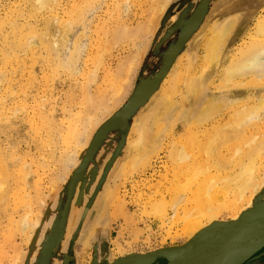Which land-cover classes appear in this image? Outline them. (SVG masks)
<instances>
[{
    "label": "rangeland",
    "instance_id": "374dc122",
    "mask_svg": "<svg viewBox=\"0 0 264 264\" xmlns=\"http://www.w3.org/2000/svg\"><path fill=\"white\" fill-rule=\"evenodd\" d=\"M263 15L264 0H60L58 7L42 13L34 12L31 0H0V264H14L17 258L19 264H117L184 245L185 239H171L166 233L169 230L173 236L175 225L162 228L153 217V210L171 213L174 176L175 194H185L191 161L213 163V173L216 168L232 173L237 169L233 163L220 167L215 158L229 162L241 143L250 144L243 145L241 153L259 144L264 148V110L258 114L262 120L258 117L253 126L240 127L243 132L236 129L240 125L232 127L239 113L236 118L232 114L264 95V78L256 85L249 76L229 83L221 78L241 47L252 40L264 42L254 30ZM226 19H234L235 24L222 53L204 68L205 40L212 25ZM47 23L70 26L69 32L64 27V48L57 44L56 53L48 52L46 44H33L30 36L44 33ZM52 26L48 38L54 40L58 31L55 34ZM186 31L188 38L158 87L140 107L113 124L142 82L158 73L164 54ZM22 40L29 42L27 47L18 45ZM60 62L68 69H61ZM183 73L185 79L180 77ZM205 73L208 78L196 93L188 80ZM206 101L215 106L212 114L201 115L208 109ZM200 116L203 120H198ZM86 119H91V128ZM139 122L145 128L142 141L134 130ZM219 127L225 131L236 127V133L231 130L235 137L239 132L236 140L231 131L227 134L232 137ZM79 131L90 135L83 148L76 146ZM215 131L229 136L228 141L234 139L235 145H223V134ZM213 132L220 138L206 139ZM248 136L250 140L257 136L262 143L256 139L250 143ZM206 140L213 143L207 159L200 151ZM181 148L189 164L172 175L175 165L169 154ZM73 153L74 165L63 171V158ZM195 178L203 180L200 175ZM263 186L246 210L264 201ZM25 215L30 217L29 229L35 222L37 226L22 233L18 225Z\"/></svg>",
    "mask_w": 264,
    "mask_h": 264
},
{
    "label": "bare ground",
    "instance_id": "6f19581e",
    "mask_svg": "<svg viewBox=\"0 0 264 264\" xmlns=\"http://www.w3.org/2000/svg\"><path fill=\"white\" fill-rule=\"evenodd\" d=\"M59 1L60 0H31V7L32 9L34 10V12H38V13H42V12H51V10H53L54 8L58 7L59 5ZM238 21V20H237ZM235 24V20L234 19H226L224 22L222 23H219L218 24H214L212 25L211 29H210V37L209 39L205 40V44H206V56H205V59H204V68H206L205 66L208 65V63L210 62H217V60L219 59V56H220V53L221 50H222V47L224 46V43L228 37V34L230 33L232 27L234 26ZM46 27H45V31L44 33H41L40 32L37 34L36 32H34L31 36V38L33 39V44H37V45H45L44 47H46V50H48V52L50 53H56V49L57 47H55L57 44L59 45L61 43V37L64 35L63 33V30H64V27H66L67 32H69V28L70 26L66 25V24H63V25H57V27H53L52 25V30L55 31V34L57 33L58 31V34L56 35V38L52 41L50 38H48V34L51 32L50 29H51V26L50 24H45ZM60 26H62L61 28H59ZM55 28V30L53 29ZM255 36L258 35L259 37H257V39L261 40L262 41V38L264 37V15L263 17L257 19V22L255 24ZM43 32V31H42ZM66 32V33H67ZM233 32V31H232ZM53 33V32H52ZM51 33V34H52ZM63 33V34H62ZM54 34V33H53ZM52 34V35H53ZM72 34V33H71ZM248 35V34H247ZM252 35V34H251ZM26 38H27V35H25ZM55 36V35H54ZM54 36H51V37H54ZM260 36H262V38H260ZM125 37V36H124ZM22 38V37H21ZM20 38V39H21ZM25 38V37H24ZM253 38H256V37H253ZM30 39V38H29ZM67 39V38H65ZM64 39V40H65ZM247 40V39H246ZM27 41V40H26ZM64 42V41H62ZM29 42H24V40H22L20 43H18V45L20 46H23L24 48L27 47L26 45H28ZM66 45L68 43H65ZM248 44V43H247ZM29 45H32V44H29ZM34 45V46H35ZM57 45V46H58ZM61 46L62 43L60 44ZM59 45V46H60ZM69 45V44H68ZM31 47V46H30ZM22 48V47H20ZM64 48L61 47V49ZM60 49V48H59ZM237 52V51H236ZM235 53V52H234ZM64 54V53H63ZM237 54V53H236ZM235 55V54H234ZM235 57V56H234ZM69 58V57H68ZM67 58V59H68ZM71 58V57H70ZM231 58V57H230ZM58 59V58H57ZM232 62L229 66H227V68L225 67V71H223L224 73H222L223 78L224 79V82L226 83H229L231 82V80H233L234 78H238L240 77V79L242 77H246V76H249L250 80L252 79H255V81L259 80V79H262L264 78V42L263 43H260V42H257V41H254L252 40V42H250L247 46L245 44V47H241L240 50H238V54H237V57L236 58H233L232 57ZM231 60V59H230ZM71 61V59H70ZM70 61H68L70 63ZM59 62V61H58ZM67 62V61H66ZM57 63V62H56ZM63 63L60 62V65H61V69L62 67L64 66ZM59 65V64H58ZM57 65V66H58ZM67 65V64H66ZM72 65V62L71 64H69V67ZM218 65V64H217ZM60 67V66H59ZM180 67V66H179ZM65 69H68V65H67V68L66 66L63 67ZM184 68V67H183ZM182 69V68H181ZM188 67L186 68V71H187ZM184 70V69H183ZM182 70V71H183ZM204 70V69H203ZM212 70V69H211ZM65 71V70H64ZM181 71V72H182ZM67 72V70H66ZM185 72V71H184ZM189 72V71H188ZM201 72V71H200ZM211 72V71H210ZM209 72V73H210ZM218 72V71H217ZM69 73V72H68ZM187 74V72H185ZM196 74V73H195ZM182 76L184 78V73L183 75H181V79H182ZM197 76V75H196ZM251 76V77H250ZM179 77V78H180ZM188 77V76H187ZM198 77V76H197ZM253 77V78H252ZM186 78V77H185ZM184 78V79H185ZM208 78V74L205 73L203 75V77L200 78H195V79H189L188 82H190V85L192 87H196V90L195 91L196 93H198V89H197V86L198 85H202L203 86V80H206ZM239 79V78H238ZM187 80V79H186ZM251 80V81H252ZM184 81V80H183ZM220 81V80H219ZM239 81V80H238ZM250 81V82H251ZM256 82L252 81L255 85H256ZM221 82V81H220ZM237 82V81H236ZM248 82V81H247ZM251 82V83H252ZM262 83L264 82V79L263 81H261ZM183 83V82H182ZM222 83V82H221ZM224 83V84H226ZM251 83H248L249 85ZM252 83V84H253ZM232 84V83H231ZM234 84V83H233ZM264 84V83H263ZM248 85V86H249ZM241 86V85H240ZM262 86V85H261ZM170 87V92L173 91V87L169 84L168 88ZM165 92V91H164ZM167 92V93H168ZM194 92V90H193ZM203 93V92H202ZM262 94V93H260ZM171 95V94H170ZM250 95V94H249ZM169 95H166L165 97H168ZM244 96V95H243ZM255 96V95H254ZM261 96V97H260ZM196 97V96H195ZM239 97V96H238ZM201 98V97H200ZM203 98V97H202ZM255 98L257 99V101L255 100L256 104H252L249 103L250 105H248V103L246 102L245 105L247 106H244L243 104V108L240 112H239V109L236 110L235 108V112L232 114L234 116L235 113H237L239 115L236 116L235 114V122H233L234 124H232L231 126L234 127V125L236 127H239L236 128L238 129V131L241 133V131L243 132V128L240 129V127L242 126H245V127H249V126H253V123L251 125V122H255L257 121L258 117L261 116V115H258L259 114V111H262L264 110V95H259V96H255ZM254 98V99H255ZM237 99V98H236ZM254 99H252L254 101ZM156 100V99H155ZM231 100V99H230ZM238 101V100H235V102ZM251 101V100H250ZM242 101L240 102H237L239 103V105L241 104ZM156 104V103H155ZM206 105H208V109L205 111V113L201 114V115H208L209 113H211L212 109L214 108L215 104L211 103L210 101H206ZM238 105V104H237ZM234 104V106H237ZM241 105V106H242ZM170 107V106H169ZM229 107V106H228ZM233 107V106H231ZM240 107V106H239ZM143 108V107H142ZM154 107H152L151 109H153ZM242 108V107H241ZM240 108V109H241ZM234 109V107H233ZM154 110V109H153ZM152 110V112H153ZM234 111V110H233ZM151 112V111H150ZM162 112V111H161ZM261 113V112H260ZM264 113V112H263ZM155 114V113H154ZM212 114V113H211ZM148 115V114H147ZM153 115V113H152ZM191 115V114H190ZM263 116V114H262ZM147 118V117H146ZM148 118H151V117H148ZM147 118V119H148ZM143 119V117H142ZM162 119V117L160 118ZM202 119V117L200 116L198 120ZM228 119V118H227ZM231 119H233L231 117ZM256 119V120H255ZM260 120H262L260 117H259ZM87 120V119H86ZM158 120V119H156ZM203 120V119H202ZM210 120V119H209ZM238 120V121H236ZM207 121V120H205ZM234 121V119H233ZM91 119H88L87 120V127H90L88 125H91ZM239 122V123H238ZM261 122V121H259ZM85 123V124H86ZM91 123V124H90ZM95 122H93L94 124ZM226 123V122H224ZM232 123V122H231ZM257 123V122H255ZM262 123V122H261ZM264 123V121H263ZM83 124V125H85ZM228 124V122H227ZM124 125V124H123ZM199 125V124H198ZM197 125V126H198ZM258 127L259 125H262V124H256ZM254 124V127L256 126ZM149 126H152L150 125L149 123ZM196 126V127H197ZM221 126V125H220ZM225 126V125H222V127ZM230 126V125H229ZM229 126L227 129H229ZM264 126V125H263ZM263 126H260V127H263ZM84 127V126H83ZM126 127V126H125ZM146 127V126H145ZM193 127V126H192ZM227 127V125H226ZM244 127V128H245ZM256 127V128H258ZM91 128V127H90ZM137 128V127H135ZM138 128L139 129H134L135 132L136 130H138L136 132V134H138L137 136V139L139 141H142V139L144 138V135H145V128H144V123L142 125H140V122H139V125H138ZM235 128H233L235 130ZM252 128V127H251ZM76 129V128H75ZM87 129V128H86ZM214 129V128H213ZM220 129L222 130V132H226L229 133L231 130H233L232 128H230V130H227L225 131V129L223 128H220L219 127V131ZM243 129V130H242ZM255 129V128H254ZM263 129V128H262ZM85 130V128H84ZM88 130V129H87ZM86 130V131H87ZM132 130V129H131ZM253 130V129H252ZM260 130V129H259ZM71 131V130H70ZM75 130H72L71 133H75L74 132ZM78 131V130H77ZM211 131V130H210ZM219 131H215L217 132L218 134L221 133ZM248 131V129H247ZM264 131V130H263ZM81 131H79L80 133ZM204 132V131H203ZM215 132L214 135L212 133H210L212 136H208V138L206 137V139H209L210 141H213L214 139L216 140L217 136H222L223 138L226 139L227 135H230V134H227L226 136H224V133H221V135H215ZM237 132V135L238 133ZM252 132L251 130L248 131L247 133H250ZM70 133V135H71ZM78 133V132H77ZM78 133V134H79ZM83 133V134H82ZM231 133H233V131H231ZM235 133H236V130H235ZM71 135L73 136L72 138H79V140L82 139V136L80 137V135H83V139L84 137L86 139H82L81 142H79V140L77 142V145L78 146V143L79 145L81 146V148H83L86 144V142L88 141V138H90L89 136H87V132H86V135L84 134V131L81 132L77 138L76 136L74 135ZM91 134V133H90ZM234 134V133H233ZM255 134V133H254ZM236 135V137H237ZM232 137V135H230ZM241 136V135H240ZM239 136V137H240ZM247 136V135H245ZM203 137V136H202ZM216 137V138H215ZM232 138H236L235 137V134H234V137ZM257 137V136H255ZM250 140V136H248V139H243L246 140V141H249L250 143H254L255 141V138ZM220 138V137H219ZM222 138V142L224 141L223 145H228L227 142H234V139L230 141H228V138L229 136L227 137L226 139V142L225 140H223ZM67 139V138H66ZM203 139V138H202ZM237 139H240V138H237ZM74 140V139H73ZM200 140V139H199ZM221 140V139H218V141ZM236 140V139H235ZM242 140V139H241ZM258 140V139H256ZM260 140V139H259ZM258 140V141H259ZM240 141V140H239ZM238 141V142H239ZM246 141H244L245 143H247ZM254 141V142H253ZM257 141V142H258ZM221 142V141H220ZM221 142V143H222ZM232 142V144L230 145H235L234 143ZM88 143V142H87ZM206 145L203 147V145H201L200 147V151L202 152L201 154H205L204 158L208 157V155L210 154V145L212 144H208L207 143V140L205 141ZM220 143V144H221ZM259 143H262L261 140ZM136 144V143H135ZM220 144L216 145L215 147H218L220 146ZM242 144V143H241ZM240 145V150H242V146L246 145L247 144H243V145ZM258 145V143H256ZM256 144H252V146H256ZM75 145V143H74ZM145 145V144H143ZM209 145V147L207 146ZM221 145V146H223ZM238 145V146H239ZM248 145H250L248 143ZM247 145V148L249 147ZM83 146V147H82ZM138 146V145H137ZM140 146V145H139ZM136 148V149H140L141 147ZM207 146V147H206ZM144 147V146H143ZM214 147V148H215ZM226 147V146H225ZM260 147V144L258 145V147H255V148H252L250 147V149H247V151L245 150L244 148V152L241 153L239 148H236L233 152V154L231 153L232 156H230L228 158V161L227 162V159H226V162H222L221 161V157H216L215 160L216 162L220 161L219 165L220 167L222 166H226L224 165V163L226 164H229V163H233L235 165L234 168L237 167L236 171H232V173H228V172H225L224 170H219V168L217 169H214V173L211 171V168H212V164L207 165V164H204L205 161H201V162H198L197 164H195V161H191L190 165L186 168L188 170V174L190 177V185L189 187L187 188V191L185 194H175L176 193V189L178 188V179H177V176H174L173 181L172 182V189H171V195L173 196V201L172 203L170 204V211L171 213L168 214V215H161L159 214L157 211L153 210L154 211V214H153V217L159 221V226L160 227H164L166 225H175L176 228H178L175 232H173V236H171L169 230L166 231L168 237H170L171 239H176V238H183L185 239V243H188V242H191V241H194L196 240L197 238H199L201 235H204V234H208L209 232L213 231L218 225L220 222H224L225 220H229L230 222H235L237 221L241 214L246 211V208L250 207L251 206V203H252V200H253V196L254 194L258 191V189H260V187L262 188V185L264 183V148L263 145L261 148ZM134 148V149H135ZM145 148V147H144ZM149 148V147H148ZM147 148V149H148ZM152 148V147H151ZM219 148V147H218ZM217 148V149H218ZM221 148V147H220ZM227 148H229V146H227ZM234 148V147H233ZM145 149V150H147ZM216 149V148H215ZM230 149V148H229ZM228 149V150H229ZM85 150V149H84ZM149 150V149H148ZM174 150V149H173ZM225 150V149H224ZM239 150V151H238ZM94 152V151H93ZM134 152V151H132ZM171 152V151H170ZM169 152V153H170ZM217 152V150H216ZM228 153V151H226ZM231 152V150L229 151ZM222 153V152H220ZM170 156V159H171V162L175 165L174 167H172V175H176L177 173L180 172V169L183 167V166H186L188 165L189 163H187V161L189 160V157L187 155V152L186 150H183L182 148L180 150H175L173 152H171V154H169ZM211 155V154H210ZM209 155V156H210ZM217 155V153H216ZM221 155V154H220ZM142 156V155H141ZM228 156V155H227ZM202 157V156H200ZM225 157V156H224ZM135 158V157H134ZM212 158V156H211ZM220 158V159H218ZM242 158L245 159L242 160ZM64 160H62L63 162L61 163L62 166V170L63 171H66L69 167H72L74 165V160H75V157H74V153L73 155H68V157L63 158ZM133 159V158H132ZM118 160V159H117ZM202 160V159H201ZM205 160V159H204ZM211 161V159L209 160ZM213 162L214 161V157H213ZM208 163V160L206 161ZM217 162V163H218ZM222 162V163H221ZM209 164V163H208ZM218 166V165H217ZM227 167V166H226ZM231 167V166H230ZM5 168V167H4ZM190 168V169H188ZM233 167H231L232 169ZM226 169V168H225ZM230 169V170H231ZM61 170V171H62ZM223 171V172H222ZM230 172V171H229ZM64 173V172H62ZM18 174V173H17ZM203 176V180L202 181H198L197 178H195V176ZM7 176V175H6ZM5 176V177H6ZM2 178V176H1ZM7 179V178H6ZM89 183V182H88ZM264 187V186H263ZM24 190V189H23ZM262 190V189H261ZM105 192V191H104ZM263 194V193H262ZM20 196V195H19ZM263 197V195H261ZM255 197V196H254ZM13 199V198H12ZM116 201V200H115ZM15 203V202H14ZM114 204V203H113ZM113 207V206H112ZM248 210V209H247ZM122 211V209H121ZM120 211V212H121ZM119 212V213H120ZM117 213V212H116ZM122 213V212H121ZM29 214V213H27ZM225 214L224 218H222V215ZM29 216L28 215H25L23 218H22V222L19 223L18 227L20 229V226H21V231L22 233L24 232V230L26 231L27 229H29L27 227V220H30L28 218ZM11 218V217H10ZM13 218V217H12ZM222 218V219H221ZM221 220H224V221H221ZM228 221V222H229ZM227 222V221H226ZM37 222L33 223L31 226H30V229L29 230H34L37 226L36 224ZM11 225V224H10ZM29 226V225H28ZM27 227V228H26ZM167 227V226H166ZM171 229V228H170ZM18 231V230H17ZM28 231V230H27ZM92 230H90V234L92 233L91 232ZM10 232V231H9ZM12 232V231H11ZM21 233V232H19ZM9 235V233H7ZM49 234V233H48ZM3 236V235H2ZM87 238V237H86ZM5 239V238H4ZM93 239V238H92ZM85 240V239H84ZM29 241V240H28ZM6 243V241H4ZM10 242V241H8ZM35 242V241H34ZM30 243V242H29ZM32 243V245H31ZM30 243V247L33 246V242ZM5 245V244H4ZM118 245V244H117ZM34 247V246H33ZM181 247V246H180ZM1 249V247H0ZM264 250V249H263ZM0 252H2V250H0ZM256 252V251H254ZM254 252H252L251 254H249L247 257H245L243 260H241L240 262H238L237 264H244L247 260H249L254 254ZM31 254V253H30ZM257 254V253H256ZM120 256V255H119ZM1 257V256H0ZM254 260V259H253ZM95 262V261H94ZM20 261H19V258L16 259V261L14 262V264H19ZM247 263V262H246Z\"/></svg>",
    "mask_w": 264,
    "mask_h": 264
},
{
    "label": "water",
    "instance_id": "95a60500",
    "mask_svg": "<svg viewBox=\"0 0 264 264\" xmlns=\"http://www.w3.org/2000/svg\"><path fill=\"white\" fill-rule=\"evenodd\" d=\"M188 35V31L183 33L164 54L158 73L152 79L142 82L123 113L115 116L113 124L127 116L130 109L140 107L158 87ZM262 249H264V201L254 203L253 208L243 212L237 221L220 222L213 231L181 247L159 250L144 257L119 261L117 264H137V262L158 264L160 261L164 264H237L252 252L256 251L254 252L256 254Z\"/></svg>",
    "mask_w": 264,
    "mask_h": 264
},
{
    "label": "flooded vegetation",
    "instance_id": "af4514ba",
    "mask_svg": "<svg viewBox=\"0 0 264 264\" xmlns=\"http://www.w3.org/2000/svg\"><path fill=\"white\" fill-rule=\"evenodd\" d=\"M254 259V260H253ZM264 261V250L259 251L254 257L247 260L244 264H260V262Z\"/></svg>",
    "mask_w": 264,
    "mask_h": 264
},
{
    "label": "crops",
    "instance_id": "0c3cea01",
    "mask_svg": "<svg viewBox=\"0 0 264 264\" xmlns=\"http://www.w3.org/2000/svg\"><path fill=\"white\" fill-rule=\"evenodd\" d=\"M261 251V250H260Z\"/></svg>",
    "mask_w": 264,
    "mask_h": 264
}]
</instances>
